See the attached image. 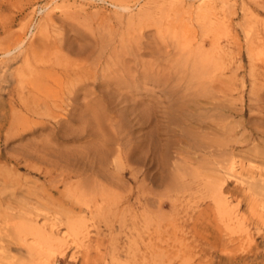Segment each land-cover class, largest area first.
I'll use <instances>...</instances> for the list:
<instances>
[{"label": "rangeland", "instance_id": "rangeland-1", "mask_svg": "<svg viewBox=\"0 0 264 264\" xmlns=\"http://www.w3.org/2000/svg\"><path fill=\"white\" fill-rule=\"evenodd\" d=\"M0 264H264V0H0Z\"/></svg>", "mask_w": 264, "mask_h": 264}, {"label": "bare ground", "instance_id": "bare-ground-1", "mask_svg": "<svg viewBox=\"0 0 264 264\" xmlns=\"http://www.w3.org/2000/svg\"><path fill=\"white\" fill-rule=\"evenodd\" d=\"M172 4H174V3H172ZM176 5V4H175ZM171 6V5H170ZM174 7V6H173ZM175 8H177V7H175ZM174 9V8H173ZM178 9V8H177ZM148 14V13H147ZM154 17V15L151 17V16H149V15H143L140 19H138L137 21H138V23H139V26H140V28L141 29H145L146 27H148V26H150L152 23H150V21L152 20V19H154L153 18ZM152 18V19H151ZM136 21V20H135ZM226 21V20H225ZM215 23V22H214ZM219 28V27H218ZM124 53H127L126 55H128L129 54V52L128 51H125ZM122 54V53H121ZM124 55V54H123ZM123 56H119V58L117 59H115V60H111V61H109V62H107L106 64H105V66L102 68V76L100 77L101 79L102 78H108V76H109V74L112 72V71H121V72H124V71H126V69L127 68H129V66H128V61H127V58H125V57H123ZM129 59V58H128ZM135 62V61H134ZM136 63V62H135ZM142 67H143V69H142V71H141V74L142 75H144V77L146 78V77H148L149 75H151L150 74V71H152L151 69L152 68H147V67H144L145 65L144 64H140ZM130 69V68H129ZM154 71H157V70H159V69H153ZM152 73V72H151ZM168 76H171V75H168ZM93 77V78H92ZM92 77H88V78H86V80H89V79H93L94 81L96 80L95 79V77L94 76H92ZM150 77V76H149ZM163 77V76H162ZM165 77H167V76H165ZM168 78V77H167ZM163 79V78H162ZM105 80H100L99 81V83H101L102 85L103 84H107V85H109L110 83H115L117 86H119V85H124V86H128L129 88H133L134 86H135V81L133 80V79H130V78H127V77H123V76H118V75H115V76H112L111 78H108V79H106V82H104ZM106 97V96H105ZM100 98H104V97H100ZM109 99H110V97H109ZM119 99H123L124 100V98H119ZM99 99H97V101H98ZM105 98H104V100H101V102H103V103H105ZM113 100H115V99H113ZM117 100V99H116ZM107 101H108V99H107ZM118 101V100H117ZM114 103H115V101H113ZM120 102V101H119ZM98 103V102H97ZM108 103V102H107ZM111 103V102H110ZM116 104V103H115ZM119 104V103H118ZM104 105V104H103ZM106 105V104H105ZM107 105H109V104H107ZM117 105V104H116ZM102 106V105H101ZM110 106V105H109ZM111 106H112V104H111ZM115 107V106H114ZM134 107V106H133ZM104 108V107H103ZM102 108V109H103ZM101 109V110H102ZM105 109H106V107H105ZM111 108H107L106 110H105V112H103V114H99V116L98 117H100V118H97V119H99L100 120V122L98 121H96V119H94V117L96 118L97 117V115H93V121L95 122V123H97L96 125L97 126H99V125H101V121H103L104 119H105V117H106V115H108L109 113V111L111 112V110H110ZM145 110V109H144ZM125 111H127V110H125ZM146 111H148V110H146ZM144 112V111H143ZM142 112V115L144 114ZM123 114V113H122ZM125 114H126V112H125ZM144 115H148V113H146V114H144ZM109 116H110V114H109ZM109 116H107V119H108V117ZM122 117H123V115H122ZM126 118V117H125ZM143 118V117H142ZM145 118V117H144ZM147 119H148V116L146 117ZM136 119V118H135ZM110 120L111 119H109L108 121L110 122ZM146 120V119H145ZM107 121V122H108ZM112 121V120H111ZM128 121H129V119H128ZM139 121V120H138ZM91 122V121H90ZM124 122H126V121H124ZM130 122V121H129ZM132 122V121H131ZM93 123V122H92ZM98 123H99V125H98ZM142 123H144V122H142ZM103 124V123H102ZM110 124H111V122H110ZM127 124V123H126ZM131 124V123H130ZM135 124H137V122H135ZM134 124V125H135ZM139 124V123H138ZM109 127H110V125H108ZM126 126V125H125ZM103 127V126H102ZM101 127V128H102ZM127 127V126H126ZM130 127V126H129ZM131 127H133V125L131 126ZM130 127V128H131ZM100 128V127H99ZM107 128V127H106ZM105 128V129H106ZM90 129V128H89ZM101 130V129H100ZM103 130V129H102ZM96 132H98V131H96ZM94 133H95V131H94ZM93 133V134H94ZM98 134V133H97ZM115 135V134H114ZM113 135V136H114ZM116 136V135H115ZM96 137H97V135H96ZM117 137V136H116ZM118 137H121V136H118ZM116 138L117 139V141H118V139L119 138ZM115 138V137H114ZM113 138V139H114ZM107 139V138H106ZM115 139V140H116ZM102 140H104V139H102ZM120 140H121V138H120ZM101 141H99V143H100ZM118 142H120V141H118ZM98 143V144H99ZM101 144V146H105L106 145V147H107V144H108V142L106 143V141H105V144L104 143H100ZM100 144L98 145V146H100ZM101 146H100V148H101ZM99 148V147H98ZM102 149V148H101ZM119 149V148H118ZM118 153V155H120V151H118L117 152ZM233 160V159H232ZM231 167V166H230Z\"/></svg>", "mask_w": 264, "mask_h": 264}]
</instances>
